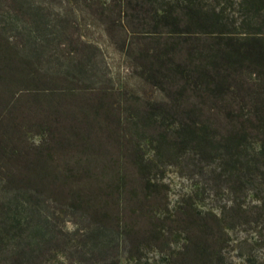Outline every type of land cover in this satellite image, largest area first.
<instances>
[{
    "label": "trees",
    "instance_id": "1",
    "mask_svg": "<svg viewBox=\"0 0 264 264\" xmlns=\"http://www.w3.org/2000/svg\"><path fill=\"white\" fill-rule=\"evenodd\" d=\"M66 1L0 0V264H45L61 211L84 264H235L238 229L264 264V0Z\"/></svg>",
    "mask_w": 264,
    "mask_h": 264
},
{
    "label": "rangeland",
    "instance_id": "2",
    "mask_svg": "<svg viewBox=\"0 0 264 264\" xmlns=\"http://www.w3.org/2000/svg\"><path fill=\"white\" fill-rule=\"evenodd\" d=\"M68 7L69 4L66 0H56V3L54 4L53 15L58 19H61L62 17L70 18V16L72 17L73 15H76V12L69 11ZM70 25L74 27V24ZM75 25H78V23H75ZM89 32L92 37L94 36L93 41H101L102 44L106 46L103 47L105 55L104 69L107 70L106 73H104L105 78L109 79L110 81H112L113 79L115 81H113L114 84H116L115 88H119L125 85L127 89H136L137 91H140L141 89L137 88L138 80L131 75V70L124 61L123 57L119 53L114 51V49L110 47L108 43L106 44V40L104 38L105 36L102 32V29H99L96 25H93L91 26ZM97 59L98 61L100 60L99 55L97 56ZM102 67V65L98 66L97 62L92 65V68L94 70H97L98 68ZM164 181L169 185V199L172 202L176 201L182 195L187 194L192 189L193 184L195 183L192 180H188L184 177H179L174 168L167 169L166 178ZM215 203L216 202L212 199H207L205 201V205H207L208 207L213 206ZM60 213L63 219L61 225H63L62 228L64 230L54 229L50 231V234L52 232V234L54 235V239L51 241L50 248V251L53 250V256H51L50 254H46L47 260L45 264H84V260L78 259V256L75 252V248H73L71 245L72 240L76 239L77 236H79L77 234V236L73 235V233H75L73 232V230L76 224L74 223V221L70 220L72 218L70 214L66 215L62 211ZM231 235L234 242L232 244V250L229 252V257L232 259V261H234L235 264H244V260L239 257L240 251H238L236 246L241 241L253 243L255 241V233L249 230L238 229L237 231H234ZM54 251H56V256L54 254ZM256 254L264 259V252L262 250L257 251ZM150 256H153L150 262L155 263L156 255L150 254Z\"/></svg>",
    "mask_w": 264,
    "mask_h": 264
}]
</instances>
